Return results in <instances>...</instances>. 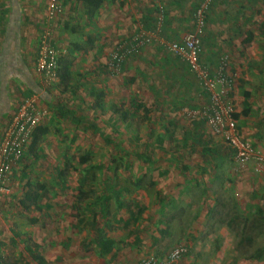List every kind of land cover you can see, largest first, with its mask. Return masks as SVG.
<instances>
[{"label": "rangeland", "instance_id": "obj_1", "mask_svg": "<svg viewBox=\"0 0 264 264\" xmlns=\"http://www.w3.org/2000/svg\"><path fill=\"white\" fill-rule=\"evenodd\" d=\"M58 1L61 13L47 20L45 0L33 45L44 29L53 39L57 22L63 32L87 28L100 49L96 53L89 49L91 56L82 59L78 56L82 52L74 55L63 32L58 33L69 49L56 46L70 64L69 88L62 91L59 79L51 85L40 77L38 82L53 104L58 102L73 114L60 113L43 101L39 106L44 111L39 124L48 132L35 154L26 147L5 183L7 191L0 192V264H40L32 258L34 253L44 264H136L148 256L161 257L180 242L189 251L179 264H250L255 258L250 248L264 246V222L260 226L258 218L264 221V204L255 202L252 213H247L242 196L255 184L264 186V171L253 160L235 161L219 135L203 121L184 115L185 109L206 101L204 92L190 73L177 72L184 79L179 80L162 68L161 61L172 57L163 43L180 39L191 27L189 15L168 28L153 10L166 7L164 0H145L147 6L136 0L134 13L109 18V38L105 34L102 39L97 11L94 19L84 14L76 23L77 18L63 16L62 0ZM130 3L134 1L123 0L117 9L124 12ZM252 4L215 0V24L207 27L216 46L211 59L225 54L229 69L235 71L229 95L235 117L254 104L261 82L257 71L264 73V0ZM173 11L170 8L171 21L178 18H172L177 14ZM143 16L150 18L147 25L157 19L156 40L126 58L122 69L107 68L103 59L109 51L143 31ZM99 91L104 92L102 109L94 105ZM244 120L255 123L252 116ZM89 122L109 140L88 128ZM257 128L263 135L264 123ZM80 157L86 161L80 162ZM26 182L43 185L40 210L18 204L29 186ZM258 230L263 236L248 245L246 239ZM98 237L112 241L110 252L99 248Z\"/></svg>", "mask_w": 264, "mask_h": 264}, {"label": "crops", "instance_id": "obj_2", "mask_svg": "<svg viewBox=\"0 0 264 264\" xmlns=\"http://www.w3.org/2000/svg\"><path fill=\"white\" fill-rule=\"evenodd\" d=\"M133 1L134 4L132 3L128 5L125 4V7L127 9H131V11L124 9V12H122V10L117 9L118 7L122 8L123 0L102 1V4L96 10L99 14L97 20H99L100 22L102 21V31L104 32V36L102 37V39L105 38V34L108 36L109 33L108 28L111 22V20H109L110 17L117 18L119 17V15L129 16L130 14L134 13L133 7L135 6L136 0ZM137 1H140L141 5L143 4L142 6H147L145 5L146 2L145 0H137ZM164 1L166 3L165 6L167 9L174 8L173 12L177 13L173 15L172 18L174 16H178L177 19H173L172 21L168 18L169 22L167 21L166 27H168L167 25H169V23L173 25L179 24L180 21H183L181 17L190 14V11H188V9L192 10L193 7H195L196 5V3H193L195 0H164ZM62 3H63V16L67 15V17H71L72 20L77 18L76 23L82 22L84 14L88 16L85 11L84 5L82 4V0H62ZM44 8H45V0H0V135L7 121L14 113L18 102L21 100L23 96L30 94V91H32L31 93L37 94L39 98L38 106H42V101H43L44 103H47L49 106H52L54 108V106L52 105L53 104L52 97L39 84L38 79L40 76L35 72L34 69L36 46L33 45L34 40L32 39V34L33 37H36L34 34H36V32L38 31L39 28L38 25L40 23V19L42 18ZM66 8L69 10H67ZM118 11L120 12L118 13ZM146 12H149V10H147ZM94 13L92 14L93 17L91 16L93 19L95 18ZM113 25H115V23ZM116 28L117 26H115V29ZM118 28L120 29L117 31L119 33L121 32V27L119 26ZM61 29L62 27L59 24H57V22L53 23V36H52L53 41L56 44V46L63 45L65 46L64 49L68 51L69 49L67 45L61 43L63 40H60V37H58V33L60 34L61 32H63V30ZM85 29L87 28L81 27L80 29L75 31L70 29L69 32L64 31L62 34L64 40L69 43L68 46L74 52L73 53L74 55H76L75 53L76 50L73 48V43L80 44L83 47L85 45L84 43H87V37L91 36L89 32H87ZM174 29L176 30V28ZM95 42L91 43V47L88 46V50L91 48L92 49L95 48V53H96V48L100 49V47H98L95 44ZM215 48L216 46L214 44V41L210 39L209 41L206 40L205 42L203 41V46L201 49L202 52L200 53V60L203 65H205L210 69L214 68L217 59L219 57L217 56L214 59H211V54L212 52L214 53L213 49ZM80 52H82L81 53L82 55H78V56L81 57L82 59L84 58V56L86 57H88L89 55L91 56L90 52L86 53L82 50H79L78 53ZM179 61H180L179 58L172 59L168 62V64H166L165 67L168 69L170 75H174L173 77L176 76L177 79L179 80H184L181 77V75L178 76L176 75L177 72L184 73V69L186 68V65L184 64V66H182L180 63L181 61L180 62ZM228 70L231 73L235 74V71L232 68L229 69L228 67ZM257 77L261 79V82L259 83L257 89H255L259 91L255 95L256 97L252 99L254 104L251 105L248 104V106L245 108V110H243L241 115L235 117V119H236L237 129L239 133H241L240 135L242 137L245 136L244 138L246 139L252 140L254 142H259V143L261 142L262 144H264V133L262 135L261 131L257 128L259 124L264 123V85L262 86V81H264V73L262 70H260V72L257 71ZM246 78L248 77L246 76ZM57 82H58V78H57ZM69 84L70 83L68 82V87ZM195 88L197 90H200L199 86ZM15 95L16 96L18 95L17 99L15 98ZM249 116L255 118V123L253 124L251 123L249 125L244 122L245 117H249ZM256 123H257L256 129L252 131V127ZM250 135L255 137H250ZM248 190L250 191V193L247 194L246 192L242 196V198L244 199L243 203L246 204L247 213H252V209L254 208L255 202H259L260 200H262L264 204V194H263L264 186L255 184ZM257 206L258 205H256V208ZM258 218L260 219L261 222L260 226H261L264 221L262 218L260 217ZM262 231L258 230L256 231V233L249 235L248 238L246 239V243L248 245L251 243L250 246L253 245L255 241L257 242L258 240L257 237H261V235L263 236ZM255 246L250 248L251 251H253L250 254L252 256H255V258H251L249 263L264 264V258H263L264 246L261 244Z\"/></svg>", "mask_w": 264, "mask_h": 264}, {"label": "built area", "instance_id": "obj_3", "mask_svg": "<svg viewBox=\"0 0 264 264\" xmlns=\"http://www.w3.org/2000/svg\"><path fill=\"white\" fill-rule=\"evenodd\" d=\"M209 1L203 0L196 10L195 26L192 31L184 33L180 41L166 43L168 50L186 63L202 90L208 95L207 101L195 108L185 109L184 115L190 120H202L213 134L219 135L233 151L235 161L246 163L253 160L261 171H264V144L242 137L237 129L234 109L229 100L235 77L228 70L227 56L225 54L219 56L213 69L199 61L201 35L205 26L203 10ZM61 11L62 7L58 0H47L45 8L47 20L54 18ZM134 39L136 42L134 45L130 43V49H135L137 45L150 42L156 37L154 34L140 31ZM123 44L109 52V67H112L113 61L118 63L120 56L128 52L129 48H124ZM57 57L58 50L48 29H44L38 39L34 69L45 85L57 79ZM38 99L35 93L23 96L0 135V192L7 191L5 183L13 168L20 162L31 140L34 127L44 115V111L39 109ZM188 251V245L180 242L173 245L163 256H148L136 264H179Z\"/></svg>", "mask_w": 264, "mask_h": 264}, {"label": "trees", "instance_id": "obj_4", "mask_svg": "<svg viewBox=\"0 0 264 264\" xmlns=\"http://www.w3.org/2000/svg\"><path fill=\"white\" fill-rule=\"evenodd\" d=\"M102 1L103 0H82V4L84 5L85 11H86V13H87V15L89 17H91L92 14L99 8V6L102 4ZM110 1H116V0H110ZM202 1L203 0H199L198 1V4H196L195 7L190 11L189 19L191 21V27L189 29H187L184 33L190 32V31H192L194 29V26H195V21H194L195 16H194V14H195L196 10L200 7V4H201ZM252 1H253V4L252 5L258 4V0H252ZM214 4H215V0H210L209 3H207V5L205 6V9L203 10V16H204L205 26H204V29H203V33L201 35L200 53L202 52L201 49H202V46H203V41L204 42H205V40L206 41H209V39H211V36H212L210 34V31L207 29V27L210 26V25L215 24V20L216 19L214 18L215 17L214 16V13H215V10L216 9L214 7ZM153 10L158 11V13H160L161 19H160L159 22H162V24L164 23V25L166 26L167 21L169 22L168 18H169L170 8L167 9L166 7H163L162 6V7L158 8V9H153ZM150 11H152V9ZM150 11H149V13H150ZM146 13H148V12H146ZM145 20H146V22H145ZM149 20H150L149 17L143 16V19H141V21H140L142 23V24H140L141 25V28L143 29V31L145 30L146 33H148V34L156 33V29H154V24L157 21V19L156 18L155 19L152 18L151 19L152 21L147 25V22ZM217 25H219V24H217ZM233 26H234L233 27V30H236V27H235L236 25H233ZM161 28H163L162 25H161ZM146 29H151V30L149 31V30H146ZM135 35H136V33L133 35V37L131 39H129V41H123L122 43H118L116 46L121 45V44L124 43L123 44L124 45V48L131 47L130 46V43H131V45H134L135 42H136V40L134 39ZM132 39H134V40H132ZM137 40H138V38H137ZM155 40L156 39L151 40L150 42H146L144 44L137 45L135 49H130L129 48L128 49V52H125L123 55L120 56V59L118 60V63L116 61H113V64H112V67L111 68H118L119 70L122 69L123 68V65L126 62V58H128L131 55H135L136 53L139 52V50L141 49L142 46H144V45H146L148 43H151V42H153ZM52 41H53V39H52ZM170 41H180V39L179 40H171V39L169 40L168 39V41L166 39L165 40V43H163L164 44L163 46L165 47L166 46V43L167 42H170ZM91 43H93V39L90 36V37H87V43H84L85 45L83 47L80 44L73 43V48L76 51L82 50V51L86 52L88 50V46L91 47ZM54 45L56 46L55 43H54ZM56 48L58 50V47H56ZM36 51H37V46H36ZM36 51H35V57H36ZM170 53L172 54V57H170V56L167 57V58L165 57L161 61L162 64H163V67L162 68H164L166 66V64H168V62L170 60L179 58V57L175 56L171 51H170ZM200 53H199V61L201 62V60H200ZM103 60L105 61V65L108 68L109 63H110L109 53H108V55L105 56V58ZM179 60L181 61L180 63H181L182 66H184V64L186 65V63L183 62L181 59H179ZM57 63H58V67H57L56 77L59 79V82H61L63 84V90L62 91H64V90H67L69 88L68 87V81L71 79L70 70H69V62L67 60H65V58H61L59 56V52H58ZM34 65H35V58H34ZM183 69H184V67H183ZM188 71H189V69H188V66L186 65V68L184 69V73L185 74L186 73H190L191 76L194 79H196L195 76L190 71L189 72ZM55 81H53L52 83H54ZM31 92L32 91H30V93ZM96 94H97V97L98 98H97L96 102L94 103V105H95L96 108L102 109L101 108L102 107V105H101V98L104 96V92L103 91H99ZM244 94L245 95H248L247 92H245ZM204 95H205L204 96L205 97V100L207 101V99H208L207 93L204 92ZM53 106H54V109L57 110V111H59L60 113L69 114V115H70V113L73 114L72 111H67L65 108L62 107L63 105H61L58 102H56L55 104H53ZM196 106H193V108L196 107ZM189 108H192V106L189 107ZM234 117H235V115H234ZM87 127L90 128L94 132L102 133V131H100L92 122H89V125ZM47 132H48V128L45 125L38 124L37 126L34 127V129L32 131V134H31V140H30V142L28 144V149L30 150V152H32L33 154H35L34 151H35V148H36L37 144L39 143L41 137L44 134H46ZM101 135H102V137L104 139L109 140V138H108V136L106 134L102 133ZM141 158L143 159V157H141ZM79 160H80V162H85L86 161V157H80ZM25 185H29V183L26 182ZM30 185L27 186V189L25 191H23L22 196L18 199V204L23 209L33 208L35 210H40L41 207L39 205L40 204L39 201H40V198L42 196L41 189L43 188V185L42 184H37L35 187L30 186ZM97 242H98L99 248H101L105 252H110L112 250V248H113L112 247L113 246V243H112L111 240L103 239L102 237H98L97 238ZM31 256H32V258L34 260H36L40 264H44L43 263L44 262V259L40 255L34 253ZM5 264H7V263H5ZM12 264H17V263H12Z\"/></svg>", "mask_w": 264, "mask_h": 264}]
</instances>
